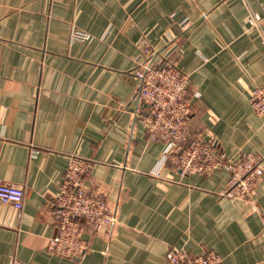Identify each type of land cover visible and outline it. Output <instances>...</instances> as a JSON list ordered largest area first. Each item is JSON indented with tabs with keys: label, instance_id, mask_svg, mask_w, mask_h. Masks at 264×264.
Masks as SVG:
<instances>
[{
	"label": "crops",
	"instance_id": "1",
	"mask_svg": "<svg viewBox=\"0 0 264 264\" xmlns=\"http://www.w3.org/2000/svg\"><path fill=\"white\" fill-rule=\"evenodd\" d=\"M250 12L264 0H0V179L24 191L20 210L0 202V264H166L169 249L264 264V118L250 106L264 18L252 27ZM181 22L171 56L189 76V129L227 159L262 156L253 204L220 195L225 169L181 176L135 117V60ZM72 156L91 161L86 189L117 205V222L69 258L45 246Z\"/></svg>",
	"mask_w": 264,
	"mask_h": 264
},
{
	"label": "built area",
	"instance_id": "2",
	"mask_svg": "<svg viewBox=\"0 0 264 264\" xmlns=\"http://www.w3.org/2000/svg\"><path fill=\"white\" fill-rule=\"evenodd\" d=\"M257 13L248 15L249 25L260 28ZM186 23L178 26V32L170 29L161 50L144 44L131 72L138 82L135 101V117L147 134L148 140L162 141L166 147L162 160L173 163L181 176L196 174L207 177L225 169L229 180L220 195L231 200L254 203L255 186L263 176L262 156L247 153L237 159H227L219 154L212 140L200 134L192 135L188 117L192 106L186 101L189 76L178 68L177 59L171 56L175 41ZM71 38L88 39L84 32L74 30ZM144 106L146 113L139 112ZM253 113L264 118V85L250 94ZM91 161L72 156L69 158L58 192L50 206L55 233L47 239L46 251L63 257H79L87 249L83 234L88 230L101 233L117 222V205L103 194H90L85 185ZM24 191L21 186L0 179V202L15 210L22 208ZM264 235V228H263ZM166 264H221V258L212 250L199 255H189L182 249H169Z\"/></svg>",
	"mask_w": 264,
	"mask_h": 264
},
{
	"label": "trees",
	"instance_id": "3",
	"mask_svg": "<svg viewBox=\"0 0 264 264\" xmlns=\"http://www.w3.org/2000/svg\"><path fill=\"white\" fill-rule=\"evenodd\" d=\"M190 117V116H189ZM189 117H188V120H189ZM191 132V131H190Z\"/></svg>",
	"mask_w": 264,
	"mask_h": 264
}]
</instances>
